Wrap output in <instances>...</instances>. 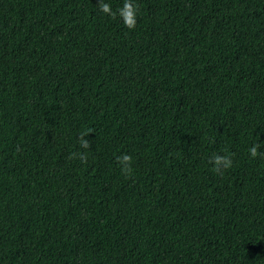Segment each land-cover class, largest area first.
Returning <instances> with one entry per match:
<instances>
[{
    "label": "trees",
    "instance_id": "obj_1",
    "mask_svg": "<svg viewBox=\"0 0 264 264\" xmlns=\"http://www.w3.org/2000/svg\"><path fill=\"white\" fill-rule=\"evenodd\" d=\"M101 3L0 0V264H264V0Z\"/></svg>",
    "mask_w": 264,
    "mask_h": 264
},
{
    "label": "clouds",
    "instance_id": "obj_2",
    "mask_svg": "<svg viewBox=\"0 0 264 264\" xmlns=\"http://www.w3.org/2000/svg\"><path fill=\"white\" fill-rule=\"evenodd\" d=\"M99 10L105 15H108L112 18H115L118 14L119 17L122 19L125 27H127L129 30L135 29L137 25V13L139 11V6L133 3V0H124L123 5L117 11H113L111 5L102 0ZM90 133H92V130L88 129L82 132L79 137L80 145L84 149H88L91 147L90 142L85 139V137L88 136ZM258 147V145H254L249 149V154L252 159H256L257 157L264 158V153H260L258 151ZM70 158H79L81 161L86 162L87 155L84 153H72ZM132 160V156L128 154L118 157V162L122 166V173L126 176H131L132 174ZM209 162L214 165L213 171L221 175L223 174L221 171L222 168L224 170H227L232 168L233 166V159L230 155L227 154H217L213 156Z\"/></svg>",
    "mask_w": 264,
    "mask_h": 264
}]
</instances>
